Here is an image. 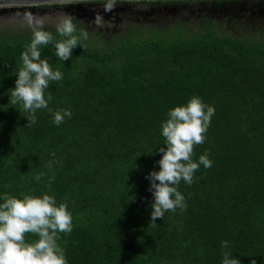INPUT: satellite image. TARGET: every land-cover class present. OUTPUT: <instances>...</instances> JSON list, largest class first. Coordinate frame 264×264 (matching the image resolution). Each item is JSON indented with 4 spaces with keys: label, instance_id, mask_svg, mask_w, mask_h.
<instances>
[{
    "label": "trees",
    "instance_id": "16d2710c",
    "mask_svg": "<svg viewBox=\"0 0 264 264\" xmlns=\"http://www.w3.org/2000/svg\"><path fill=\"white\" fill-rule=\"evenodd\" d=\"M72 20L79 34L82 25ZM214 28L205 21L187 38L122 46L111 39L100 50L83 44L66 62L53 44L42 47L41 59L63 79L49 84V108L37 111L31 127L30 113L9 104V90L32 35L0 34V203L5 193L66 203L72 231L59 233L57 243L68 264H221L224 251L242 264H264V39L231 38ZM56 29L48 32L60 40ZM193 96L215 108L193 154L198 162L209 153L212 167L201 165L191 185L179 184L186 209L149 225L146 177L159 171L162 123ZM61 109L72 117L57 126L53 113Z\"/></svg>",
    "mask_w": 264,
    "mask_h": 264
},
{
    "label": "clouds",
    "instance_id": "9594fccd",
    "mask_svg": "<svg viewBox=\"0 0 264 264\" xmlns=\"http://www.w3.org/2000/svg\"><path fill=\"white\" fill-rule=\"evenodd\" d=\"M56 31L62 39L56 40L51 32L43 29L42 23L33 28L31 42L20 57L22 64L16 75L15 87L9 90V104H19L30 113L26 117L27 127L37 123L38 110L49 108L52 94L45 95L49 84L63 79L59 69L54 71L47 59H41L40 49L53 44L55 54L66 62L71 59L74 49L83 47L81 39H87L86 32L77 34L71 17L63 19ZM214 114L215 108L205 104L199 96L191 97L186 104L176 106L167 113V119L161 126L165 146L158 150L162 156L157 161L159 171L153 170L146 177L150 181L148 191L152 193L149 225H156L157 219L163 220L166 212L186 209L185 197L178 190L179 184L183 181L191 185L201 165L206 169L212 167L209 153L201 155L198 162L193 160V154L194 146L205 142ZM53 116V123L59 126L65 117L71 119L72 112L61 109ZM43 175L41 173L36 180L39 181ZM21 196L22 199L7 193L2 196L0 264H68L64 250L57 243L59 233L70 234L72 231V214L67 204H58L56 198L48 194L34 196L21 193ZM28 233L38 239L26 242ZM228 246L227 241L221 242L222 249ZM222 257L221 264H242L230 252H222ZM251 264H257L256 260L252 259Z\"/></svg>",
    "mask_w": 264,
    "mask_h": 264
},
{
    "label": "flooded vegetation",
    "instance_id": "af4514ba",
    "mask_svg": "<svg viewBox=\"0 0 264 264\" xmlns=\"http://www.w3.org/2000/svg\"><path fill=\"white\" fill-rule=\"evenodd\" d=\"M188 1L189 4L184 5L177 1H138V3L115 1L114 4L112 1L82 2L62 5L61 8L52 9V11L65 12L69 17L81 23L89 33L93 30L100 31L93 33L99 39H106L101 34L102 32L123 33L129 27H147L145 25L154 26L155 23L161 25L174 21L202 23L212 21L216 23L218 20L229 26L237 23L240 26L249 25L251 27L264 23V4L254 0L224 3L223 6H217L213 2L204 0ZM230 36L237 39L244 37L242 35Z\"/></svg>",
    "mask_w": 264,
    "mask_h": 264
},
{
    "label": "rangeland",
    "instance_id": "374dc122",
    "mask_svg": "<svg viewBox=\"0 0 264 264\" xmlns=\"http://www.w3.org/2000/svg\"><path fill=\"white\" fill-rule=\"evenodd\" d=\"M178 1V0H176ZM192 2L200 0H190ZM203 1V0H202ZM133 3H138L133 1ZM50 6H37V7H17L14 8V12H7L0 14V34H3V38L15 39L17 37L13 34L27 33L26 35H32L33 28L37 27L39 23L43 24V29L48 31L57 28L60 22L69 17L65 12L52 11ZM65 6V5H63ZM263 17V16H262ZM215 30L224 34L244 36L241 39H264V23L258 24L257 27H251L249 25L240 26L237 23L229 26L225 22L216 20ZM144 26V25H143ZM147 27H129L122 34L119 33H105L101 34L106 39H99L94 36L93 33L100 32L93 30L91 33L81 28V32L87 33V39H81L82 45L89 49L99 48L102 49L108 42L114 39V44L122 46L126 41L136 42L139 40H172L181 38H187L196 34H200L203 31L204 23L199 21H174L172 23H162L161 25L155 23L154 26ZM79 33V34H80ZM78 34V35H79ZM7 35V36H6Z\"/></svg>",
    "mask_w": 264,
    "mask_h": 264
},
{
    "label": "water",
    "instance_id": "95a60500",
    "mask_svg": "<svg viewBox=\"0 0 264 264\" xmlns=\"http://www.w3.org/2000/svg\"><path fill=\"white\" fill-rule=\"evenodd\" d=\"M112 0H0V14L7 12H14L17 7H37V6H50V5H69L72 3L82 2H102ZM115 1H176V0H115ZM183 1V0H178Z\"/></svg>",
    "mask_w": 264,
    "mask_h": 264
}]
</instances>
